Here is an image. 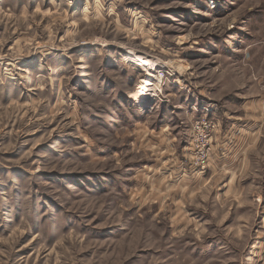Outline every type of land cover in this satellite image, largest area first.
I'll list each match as a JSON object with an SVG mask.
<instances>
[{
    "label": "rangeland",
    "instance_id": "374dc122",
    "mask_svg": "<svg viewBox=\"0 0 264 264\" xmlns=\"http://www.w3.org/2000/svg\"><path fill=\"white\" fill-rule=\"evenodd\" d=\"M0 264H264V0H0Z\"/></svg>",
    "mask_w": 264,
    "mask_h": 264
},
{
    "label": "bare ground",
    "instance_id": "6f19581e",
    "mask_svg": "<svg viewBox=\"0 0 264 264\" xmlns=\"http://www.w3.org/2000/svg\"><path fill=\"white\" fill-rule=\"evenodd\" d=\"M187 39L188 38H185V37L180 38L179 39L180 44L185 43L187 41ZM126 61L129 64H133L134 66H137L138 68H149L150 70H152L153 68L155 69V67H157V66H163V67L166 66V68H169L174 73H178L181 75L188 70V65L184 61H181V60L171 61L168 63H162V62L158 61L157 59H153L151 61L148 58L144 57L143 55L135 54V53L126 56ZM151 76L154 77L153 75H151ZM153 80H155V79H153ZM155 86L156 87H152L150 85H147V86L143 87L141 89V91L138 93L139 94L138 96L143 97L144 95L150 94L151 91H153V92L156 91L159 88L158 83Z\"/></svg>",
    "mask_w": 264,
    "mask_h": 264
},
{
    "label": "built area",
    "instance_id": "2783aa9c",
    "mask_svg": "<svg viewBox=\"0 0 264 264\" xmlns=\"http://www.w3.org/2000/svg\"><path fill=\"white\" fill-rule=\"evenodd\" d=\"M193 131L195 135L197 134V139L193 140L192 149L195 151L196 161L203 166L210 159L213 125L209 121L203 120L194 126Z\"/></svg>",
    "mask_w": 264,
    "mask_h": 264
}]
</instances>
